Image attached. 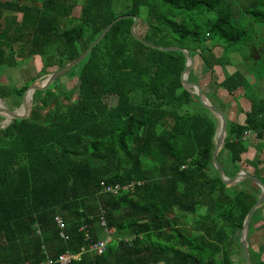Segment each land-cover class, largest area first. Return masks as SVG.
Wrapping results in <instances>:
<instances>
[{"label":"trees","instance_id":"1","mask_svg":"<svg viewBox=\"0 0 264 264\" xmlns=\"http://www.w3.org/2000/svg\"><path fill=\"white\" fill-rule=\"evenodd\" d=\"M23 1L0 0V68L39 56L32 82L77 58L121 15L138 19L136 32L146 42L198 55L211 78L215 66L226 64L213 48L250 46L229 0H123L122 14L115 0H74L78 17L67 0ZM246 1L243 12L264 25V0ZM132 23L115 22L62 76L76 78L77 88L67 91L57 79L34 93L27 119L0 128V264H39L63 253L80 254L70 264H234V248L242 255L232 236L260 189L248 179L239 190L220 181L211 164L216 122L180 82L185 57L135 40ZM202 34L214 39L211 47L203 46ZM243 58L256 59L253 51ZM192 73L188 79L197 82ZM216 85L233 95L247 79L235 72ZM27 87L0 85V98L15 109ZM108 97L116 99L113 106ZM248 100L244 123H227L217 158L227 177L244 163L246 132L264 147V100ZM132 183L117 195L102 192ZM263 211L264 202L251 217L248 243ZM105 228L113 232L104 251H90L105 239ZM248 250L258 264L250 243Z\"/></svg>","mask_w":264,"mask_h":264},{"label":"rangeland","instance_id":"2","mask_svg":"<svg viewBox=\"0 0 264 264\" xmlns=\"http://www.w3.org/2000/svg\"><path fill=\"white\" fill-rule=\"evenodd\" d=\"M67 1L72 3V4L74 3L76 5V7L73 8L72 16L78 17L79 12H80V3L78 1L76 3L74 0H67ZM238 1L240 3H238L234 0H229V3H230V6L232 8L235 20L237 21V23H239L242 27H244L247 30L249 38L251 39L250 40V46L249 47L241 46V48L239 46H235V47H231V48L228 47V49H230L232 51H229L227 53H225L224 49H222L221 47H215L212 49V54L214 56H217V57L221 56L223 61L226 62L225 65L221 66L223 69L222 72L226 75L225 77L232 75L235 72H241V73L245 74V77L247 79V88L244 89V91L241 90L240 93L236 92L235 95H233V98H235V96H238L240 103H243V102L249 103V100H248L249 98H254L257 100H264V78H262V77H264V25H262L260 22L254 21V19L250 18L246 13L243 12V10L241 9V5H245L247 2L246 0H238ZM22 3L28 4L29 2L27 0H25ZM124 3L125 2L123 0H119L118 2H117V0H115V3L113 6H114L115 12L117 14L124 13ZM16 17L19 20L21 18V15L18 14ZM0 23L2 24V20H0ZM6 25H8V22L6 23ZM60 27H63L62 23H61ZM142 31L143 30L141 29V32ZM201 39L204 40L203 46L207 45L208 47H211V44L214 42V39L211 37L206 39L204 34L201 35ZM20 46H21L20 43L12 46V49H13L12 51L14 52V54L19 50ZM256 50H257V53L256 54L253 53V57L256 58L254 60L255 63L254 62L251 63V61H249V60H244V58H243L244 55L250 56V51H256ZM59 52L63 53L64 50H61ZM197 57H199V56L198 55L195 56V60L198 59ZM41 64L42 63H41V59L39 58V56L31 55L29 57L26 56V60L23 61V63L20 65H16L13 67L6 66L4 68H0V85L8 86L11 89L12 88L13 89L14 88H20V87L24 86L25 84L29 86L31 83H33L32 80H33L34 76H36L38 74V72L40 71L39 69H41ZM194 67H195V64H194ZM201 69H202V67H201ZM48 70H49V72H53L56 69H55V67H52V68H49ZM203 74H204V81L205 80L208 81V78H209L208 76L210 74L209 73H203ZM218 75L221 76L220 74H218ZM43 77H41V78H43ZM41 78H37L36 80H39ZM28 83H30V84H28ZM54 84H58L60 86H63L65 90L70 91V90H74L75 88H77L78 81L76 78L68 79L66 77H62L59 80H57ZM203 92L211 103L214 102V99L212 98L213 95L211 93L207 94V93H205L204 90H203ZM243 95H246L244 97V99L246 98L245 101L242 99ZM3 101H4V103H6L5 100H3ZM104 101L109 106H113L116 103V99L113 97L105 98ZM236 103L238 105V102H236ZM213 105H216V107L220 109V106L218 104L213 103ZM201 112H204V111H201ZM226 120H227V123L228 122L230 123V121L228 120L227 117H226ZM3 125H4L3 119L0 118V127ZM245 138H248V140L251 141V144H253V145L259 143L256 141V138L254 137V135H252V133H250V132L248 133V136ZM261 157L264 158V154H262ZM242 159L244 162L245 154L242 156ZM252 167L256 168L254 165H252ZM242 168L252 172V169H249L244 164L242 165ZM239 170H241V169L239 168ZM243 180H245V179H243ZM231 188H234L236 190L241 189L240 182L238 184L232 186ZM201 212H203V210H201ZM263 217H264L263 215H260L259 219L263 220L264 219ZM252 222H253V220H252ZM255 222H257V219ZM262 222H264V221H262ZM250 230H252V228ZM239 237H240V230H235L234 234L232 236V241L234 243H236V241L239 240ZM249 239H251L252 246L255 247V243H253L255 241L254 235H251ZM258 241H259V243H263L264 233L259 236ZM251 250L254 253H256V251L252 247H251ZM254 253H252L253 256H254ZM241 258H242V255L240 256L238 249L234 248L233 260H237V261H234V264H244L242 262Z\"/></svg>","mask_w":264,"mask_h":264},{"label":"water","instance_id":"3","mask_svg":"<svg viewBox=\"0 0 264 264\" xmlns=\"http://www.w3.org/2000/svg\"><path fill=\"white\" fill-rule=\"evenodd\" d=\"M132 18L133 23L130 27V34L132 37L142 43L143 45L150 47L155 50L159 51H179L185 57V67L184 70L180 74V82L185 90H187L192 96L196 98V101L200 104V106L209 112L213 119L216 122L215 133L213 136V151L211 154V164L213 169L216 171L218 178L220 181L225 185L227 188H231L232 186L238 184L239 182L243 181V179L251 180L254 184L258 186L260 189V194L258 196L257 201L255 204L250 208L247 212L242 227L240 229V237H239V244L242 251V256L245 264H251L250 256H249V243H248V234L250 228V221L253 213L263 204L264 202V183L257 178L256 176L247 173L245 170H239L233 177H227L217 158L222 150L225 138L227 136V120L224 113L213 105L208 98L205 96L201 85L199 82H193L188 79L190 71L193 69L195 64V57H192L188 50L178 48L175 46L169 47H159L153 44H150L143 40L136 32V26L138 23V19L131 15H121L115 18L110 24H108L101 34L95 39V41L77 58L72 60L71 62L67 63L62 68L50 72L48 75L44 76L39 80H35L31 83L22 93L21 95V102L19 107L10 110L4 103L3 99L0 98V118L3 119L4 125L0 128H6L10 123L17 120H25L27 119L32 110V99L33 95L36 92H43L47 90L57 79L61 78L65 73L70 71L72 68L80 64L85 57L89 54L93 47H95L107 34L113 24L117 21Z\"/></svg>","mask_w":264,"mask_h":264},{"label":"crops","instance_id":"4","mask_svg":"<svg viewBox=\"0 0 264 264\" xmlns=\"http://www.w3.org/2000/svg\"><path fill=\"white\" fill-rule=\"evenodd\" d=\"M198 59L195 60V67L192 69L193 71V76L197 79L199 84L201 85L202 89L205 91V93H211L213 95L214 99V104H218L220 106V109L224 113V115L228 118L230 123H238V124H243L244 119H245V113L249 110L250 103L248 102H239L238 96H235L233 98V95H229L225 90L220 89L217 87L216 83H219L220 81L224 80L226 78L225 74L222 72L223 69L221 66H215L214 67V72H213V77L211 78L210 75L208 76V81H204V74L202 73V61L200 60L199 57ZM220 74L221 76H219ZM219 76V77H218ZM228 77V76H227ZM240 93V92H239ZM238 98V99H237ZM244 101V96L242 98ZM238 102V105L237 103ZM245 138V137H244ZM248 150L245 153V160H244V165H246L249 169H252V172L249 170H246L247 173H250L252 175L258 174V176L263 177L264 176V158L261 157L262 154H264V147L259 148L258 143L253 145L251 144V141L248 140ZM250 139V138H249ZM254 165L256 168L252 167ZM257 176V177H258ZM264 216V211L262 213ZM264 218V217H263ZM264 221L261 219H258L257 222L253 225V233L255 241V247L252 246L251 239H249L250 246L256 251V254H258V264H264V241L263 243H259V236L264 233ZM252 238V237H251Z\"/></svg>","mask_w":264,"mask_h":264},{"label":"built area","instance_id":"5","mask_svg":"<svg viewBox=\"0 0 264 264\" xmlns=\"http://www.w3.org/2000/svg\"><path fill=\"white\" fill-rule=\"evenodd\" d=\"M248 133L249 132H246L244 134V137H247ZM131 186H133V183L130 184L129 186H123V187H120L119 185L104 186L102 192L109 193L111 195H117L120 191H126ZM56 223L60 228L63 227V223L61 222V220L59 218H56ZM101 226L105 227V223L103 220H101ZM105 232H106L105 239L99 240L98 242H96L92 246H90V251H94L97 254H101L104 251L105 245L110 241V234H112L113 229H106L105 228ZM61 236L63 237V234H61ZM82 251H84V248H82ZM79 259H80L79 253H77V254L63 253V254L59 255L56 260L48 259V260H46L42 263H39V264H70L71 262H73L75 260L78 261Z\"/></svg>","mask_w":264,"mask_h":264},{"label":"flooded vegetation","instance_id":"6","mask_svg":"<svg viewBox=\"0 0 264 264\" xmlns=\"http://www.w3.org/2000/svg\"><path fill=\"white\" fill-rule=\"evenodd\" d=\"M253 53H255V54H256V53H257V50H256V51H253Z\"/></svg>","mask_w":264,"mask_h":264}]
</instances>
